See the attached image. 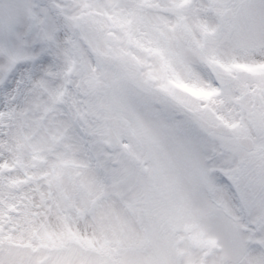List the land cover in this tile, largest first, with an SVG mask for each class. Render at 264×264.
I'll return each mask as SVG.
<instances>
[{
  "label": "rangeland",
  "instance_id": "374dc122",
  "mask_svg": "<svg viewBox=\"0 0 264 264\" xmlns=\"http://www.w3.org/2000/svg\"><path fill=\"white\" fill-rule=\"evenodd\" d=\"M0 264H264V0H0Z\"/></svg>",
  "mask_w": 264,
  "mask_h": 264
},
{
  "label": "water",
  "instance_id": "95a60500",
  "mask_svg": "<svg viewBox=\"0 0 264 264\" xmlns=\"http://www.w3.org/2000/svg\"><path fill=\"white\" fill-rule=\"evenodd\" d=\"M102 59L107 63V64H109V65H113L114 64V60L112 59V58H109V57H102ZM109 123H111L110 121H109ZM204 126L207 128V129H209V130H215L216 132H218V133H228L229 134V132H227V131H225L224 129H222V128H212V127H210V126H208V125H206V124H204ZM109 134H110V139H111V143H112V145L113 146H115V147H117V148H120L121 147V145L119 144V142L117 141V139H116V137H115V135H114V133L110 130V132H109ZM242 144H244L245 146H246V148L247 149H252V147H253V145L249 142V141H246V142H244V143H242Z\"/></svg>",
  "mask_w": 264,
  "mask_h": 264
}]
</instances>
